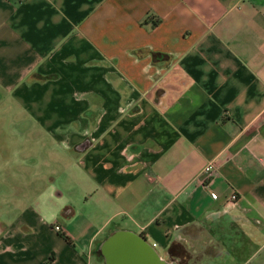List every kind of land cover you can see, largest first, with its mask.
<instances>
[{
  "label": "crops",
  "instance_id": "crops-1",
  "mask_svg": "<svg viewBox=\"0 0 264 264\" xmlns=\"http://www.w3.org/2000/svg\"><path fill=\"white\" fill-rule=\"evenodd\" d=\"M13 110L0 264H264V0H0Z\"/></svg>",
  "mask_w": 264,
  "mask_h": 264
},
{
  "label": "rangeland",
  "instance_id": "rangeland-1",
  "mask_svg": "<svg viewBox=\"0 0 264 264\" xmlns=\"http://www.w3.org/2000/svg\"><path fill=\"white\" fill-rule=\"evenodd\" d=\"M14 105V103L12 104V106ZM14 110L12 111L11 114L6 113V114H2L0 113V120L2 121V123H13L12 124V129H6L5 131H0V136H4L6 138L11 136V139L14 143H17V141L21 140L22 138L25 137V139H32L37 137L36 133L39 132L40 135L38 136L39 138L43 139H48L49 136L46 132L43 131H38V130H21L19 129V123L23 122V119H21V117L23 118L22 115L19 114H15L13 113ZM28 123H33V120H27ZM4 133V135H3ZM13 153L15 152V150L19 149V146H13ZM15 162H12V164H14Z\"/></svg>",
  "mask_w": 264,
  "mask_h": 264
},
{
  "label": "built area",
  "instance_id": "built-area-1",
  "mask_svg": "<svg viewBox=\"0 0 264 264\" xmlns=\"http://www.w3.org/2000/svg\"><path fill=\"white\" fill-rule=\"evenodd\" d=\"M213 168H214V166H213V164H211V163L208 164V165L204 168L203 178H202V180H203L202 182H203V183L206 182V181L210 178V175H211V172H212ZM208 192H209V194H210L213 198H216V197H217V193H216L214 190L208 188ZM230 198H231L232 201H234V200H236L237 195H236V194H232V195L230 196ZM54 229H55L56 231H60V230H61V227H60L59 225H56V226H54ZM153 245L155 246L156 243H154Z\"/></svg>",
  "mask_w": 264,
  "mask_h": 264
},
{
  "label": "water",
  "instance_id": "water-1",
  "mask_svg": "<svg viewBox=\"0 0 264 264\" xmlns=\"http://www.w3.org/2000/svg\"><path fill=\"white\" fill-rule=\"evenodd\" d=\"M134 239L138 240L141 244H144L146 242L145 239L143 237H141V236H139L138 238H134ZM126 250L127 249H125L124 253H129ZM125 264H127V262Z\"/></svg>",
  "mask_w": 264,
  "mask_h": 264
}]
</instances>
